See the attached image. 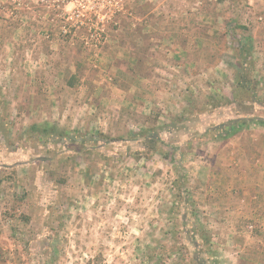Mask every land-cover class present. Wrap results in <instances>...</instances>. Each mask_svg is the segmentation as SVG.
<instances>
[{
	"label": "rangeland",
	"instance_id": "obj_1",
	"mask_svg": "<svg viewBox=\"0 0 264 264\" xmlns=\"http://www.w3.org/2000/svg\"><path fill=\"white\" fill-rule=\"evenodd\" d=\"M254 118L264 0H0V264H264Z\"/></svg>",
	"mask_w": 264,
	"mask_h": 264
},
{
	"label": "trees",
	"instance_id": "obj_2",
	"mask_svg": "<svg viewBox=\"0 0 264 264\" xmlns=\"http://www.w3.org/2000/svg\"><path fill=\"white\" fill-rule=\"evenodd\" d=\"M251 122L256 124V125L264 126V118H254ZM247 124H248V121L245 118H242V119L231 121L227 124H222L219 127H217V130L219 131V133H220L219 135L221 138H225V137L228 138V137L234 135L240 129L244 128V126H246ZM50 133L51 132L49 130L44 128L43 135L45 137L54 135V134L51 135ZM143 136H144L145 142L147 144L146 146H144V149H146L145 147H148L151 150L150 151L151 154L157 153L158 151H160L158 145L161 141V138L158 135H156V134H148V135L143 134ZM93 142H94V140H93ZM170 152H171V154L167 155L166 152L163 151V156L165 157L166 160L169 161L171 168L178 170L181 165L179 162L175 161V159L173 157L174 151H170ZM176 181H179V180L176 179ZM175 185H176V182H175ZM192 230H193L192 232L196 233L200 237V239L203 243V244H199V247H200V245L206 246L208 243H210L208 235L205 233V231L202 230V228H200L198 226H194L192 228ZM197 246H198V244H197ZM200 252H202V251H200ZM200 252L195 251V254L192 257H190V255H189L192 264L204 263V260H203V258H201V255H200L202 253H200Z\"/></svg>",
	"mask_w": 264,
	"mask_h": 264
}]
</instances>
